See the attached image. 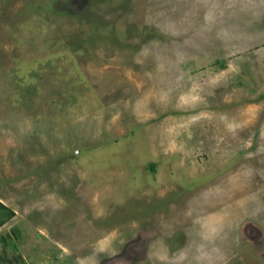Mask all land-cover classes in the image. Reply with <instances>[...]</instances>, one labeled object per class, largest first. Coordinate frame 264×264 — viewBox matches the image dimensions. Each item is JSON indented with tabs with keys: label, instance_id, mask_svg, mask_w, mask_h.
<instances>
[{
	"label": "rangeland",
	"instance_id": "obj_1",
	"mask_svg": "<svg viewBox=\"0 0 264 264\" xmlns=\"http://www.w3.org/2000/svg\"><path fill=\"white\" fill-rule=\"evenodd\" d=\"M0 202V264H264V0H0Z\"/></svg>",
	"mask_w": 264,
	"mask_h": 264
},
{
	"label": "trees",
	"instance_id": "obj_2",
	"mask_svg": "<svg viewBox=\"0 0 264 264\" xmlns=\"http://www.w3.org/2000/svg\"><path fill=\"white\" fill-rule=\"evenodd\" d=\"M149 168L153 169L152 163L149 164ZM12 216H13V211L0 202V225H2L4 222L10 219ZM12 232L15 236L16 235L15 230L12 229Z\"/></svg>",
	"mask_w": 264,
	"mask_h": 264
}]
</instances>
